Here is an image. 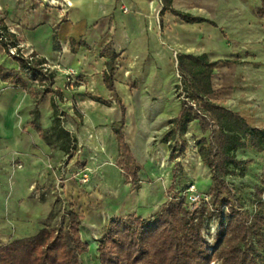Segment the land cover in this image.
Instances as JSON below:
<instances>
[{
  "label": "trees",
  "instance_id": "obj_1",
  "mask_svg": "<svg viewBox=\"0 0 264 264\" xmlns=\"http://www.w3.org/2000/svg\"><path fill=\"white\" fill-rule=\"evenodd\" d=\"M161 2L160 17L170 12L186 23L205 21L202 17L175 10L172 0ZM257 15L264 18V0H261ZM54 40L57 41L56 31ZM0 44L7 54L10 46L18 44L3 18H0ZM79 45L86 46L84 41ZM11 56L19 64V69L0 66V79L31 96L33 108L29 125L47 145L59 146L69 154L74 139L62 125L60 117L63 112L55 99L64 102V98L59 89L53 88L55 73L50 70L42 72L40 68L46 60L34 53L33 59L24 57L20 47ZM100 56L106 65L102 73L103 83L109 91L115 92L113 70L119 55L108 43ZM219 62L210 61L206 54H177L180 75L177 88L182 90L183 100L172 120L174 128L163 138L164 141L175 138L177 129L185 134L188 124L198 121L202 137L196 146L197 153L211 171L208 202H204L200 210L191 211L185 196L176 197L146 218L134 213L113 217L105 234L98 240L100 264H264V174L261 186L256 188L258 201L252 211L236 203L228 182L232 175H244L247 162L237 157L239 150L264 152V128L253 126L240 113L221 108L210 98L216 91L212 75ZM49 93H52V124L49 130H45L39 122V103ZM94 99L109 106L100 98ZM117 99L121 119L112 127L118 143L116 164L125 172L126 183L139 189L138 172L142 166L126 141L123 132L126 107L119 97ZM67 215L65 229L49 228L50 224H45L35 235L0 245V264H81L79 256L88 252V244L82 241L79 233L84 215L73 208ZM53 217L51 214L49 219ZM213 218L217 220L218 228L209 242L204 232Z\"/></svg>",
  "mask_w": 264,
  "mask_h": 264
},
{
  "label": "rangeland",
  "instance_id": "obj_2",
  "mask_svg": "<svg viewBox=\"0 0 264 264\" xmlns=\"http://www.w3.org/2000/svg\"><path fill=\"white\" fill-rule=\"evenodd\" d=\"M44 6L54 9L50 4ZM123 12L127 14L130 11L123 10ZM0 18H3L1 11ZM89 48L90 53L85 49L82 51L86 52V56L95 55L93 46ZM8 56L12 57L11 53L4 58L7 59ZM98 61V57L95 61L92 59L87 61L81 57L78 60V67L66 64L65 68L50 69L58 77V85L64 84L66 90L64 102L58 98L55 100L63 112L60 117L62 125L74 139L69 154L57 147L47 146L36 131L28 126L31 120L29 111L33 107V99L28 93L11 85H4V89L13 91L15 96L19 94L23 96L16 109L17 122L13 135L10 137L0 135V245L17 238L32 236L44 228L45 224H50L49 228L65 229L69 219L67 212L71 208L86 217L87 213L101 205L105 197L116 195L113 189L104 190L99 178L90 169L96 162L98 168L105 171L111 162L98 160L96 152L82 134L85 117L89 116L95 122V127L92 129L93 140L101 144L102 141L97 138L98 134L109 131L113 123L118 122L121 117L115 94L105 91L101 85L99 89L93 88L92 82L96 80L101 69ZM86 65L93 67L92 72L85 68ZM170 65L171 70L167 77L155 76L152 79H145L141 76L134 81H120L122 85L128 87L129 99H134L146 91L148 95L145 96L150 103L159 101L161 83H164L168 91L166 103L170 111L152 119L149 123L139 124L136 122L135 108L129 103L121 88L117 90L122 104L126 107L123 132L128 139L127 119L130 116L134 122L132 125L135 126L132 136L136 140L145 141L147 152L144 159L137 156L142 164L143 184H140L139 189L131 183L127 184L128 190L119 201L118 211L110 214L109 220L115 216L124 217L135 210L139 211L150 199L153 201L152 212L156 213L164 203L173 201L176 197L184 198L186 188L190 184H194L202 194L208 195L211 171L197 153L196 146L202 137L198 121L189 123L185 134H181L177 129L175 138L163 140L164 136L174 128L172 120L178 114L183 100L182 90L177 88L180 85V75L175 65ZM68 68H73L77 74L76 82L71 86L65 82ZM212 85H214L213 80ZM259 85L258 82L244 79L241 75L235 82L215 88L216 91L210 95V98L221 108L252 112L260 107L257 101L251 102L250 99L238 96L236 93L238 89L247 92ZM94 98L106 101L109 106ZM110 108L114 109V113L118 112L112 120L108 117L111 113ZM39 109V122L43 128H48L52 123L50 95L40 100ZM257 121L259 120L253 119L251 123L262 126L263 121L259 123ZM237 157L247 162L244 166V175H232L228 177V182L236 203L252 211L258 201L256 188L261 186L264 174V152L259 153L252 149L239 150ZM164 159L169 162L171 168L168 185L162 178H152L148 169L151 163ZM115 168L122 175L124 174L121 168ZM51 214H54V217L49 219ZM217 228V220L211 219L204 232L209 242L213 240ZM104 234L105 231L102 235ZM101 237L99 236L98 240ZM89 259L87 253L79 256L81 264H87Z\"/></svg>",
  "mask_w": 264,
  "mask_h": 264
},
{
  "label": "crops",
  "instance_id": "obj_3",
  "mask_svg": "<svg viewBox=\"0 0 264 264\" xmlns=\"http://www.w3.org/2000/svg\"><path fill=\"white\" fill-rule=\"evenodd\" d=\"M60 1L63 4H53L50 0H0V11L4 23L8 27V31L15 35L24 57L32 51L37 57L45 59L46 63L44 64H47L50 69L65 68L66 64L78 67V60L81 57L87 61L89 59L95 61L98 57L101 69L100 74L96 76L99 82L97 89L101 85L102 89L115 94L118 98L117 90L120 88L124 95L126 91L129 93L128 87L122 85L120 81H134L140 79L141 76L145 79H152L155 76L167 77L171 70L170 64L177 68L178 53L206 54L210 61H220L212 75V80L214 78L217 80L215 83L213 81L214 89L235 82L241 75L244 79L254 80L260 84L247 92L238 89L236 93L238 96L250 99L251 102L256 100L260 107L252 112L234 111L240 113L250 123L253 119L263 121L262 126L251 124L264 128V18L257 15L261 0H172V7L175 10L205 19L203 22L193 23H186L170 12H166L160 17L163 7L161 0H69L71 5L67 4L68 0ZM45 4L52 5L54 9L46 8ZM123 7L130 12L125 14ZM55 31L57 41L54 40ZM80 41H84L86 46L79 45ZM108 43L112 44L113 49L119 55L114 62L113 70L115 92L109 91L102 80V73L106 70V65L105 59L101 58L100 53ZM90 46H93L95 55L86 56V52L82 49L90 53ZM4 56L7 54L0 44V66L6 69H19V64L12 57L8 56L5 59ZM85 68L90 72L93 70V67L88 65ZM65 82L68 83L67 74ZM4 85L10 84L0 79V117L4 107L12 109L17 98L23 96L20 94L15 96L13 91L5 90ZM53 88L59 89L64 98L66 90L64 84L63 86L58 85L57 76L54 79ZM161 91L162 89L159 91V95H161ZM47 95H50L51 107L52 93ZM145 95L147 96L148 92ZM259 121L257 122L259 123ZM29 122L28 126H30ZM115 123L117 122L113 124ZM15 125L16 123L11 128L12 131ZM50 127L51 125L48 128H42L49 130ZM112 127L113 125L109 131L100 132L98 137L99 135H109L112 138L114 164L110 163L105 152L94 151L98 160L110 163L109 168L104 171L108 176L107 183L111 185L109 189H113L115 193L122 191V197L128 190V183L125 181V172L122 170L124 173L122 175L115 168L118 167L116 164L118 143ZM39 138L43 141L40 136ZM100 140L102 141V139ZM126 141L135 159L139 162L138 155L133 150L130 141L127 138ZM49 147L60 149L59 146ZM140 165L142 166L141 163ZM108 169L116 171L117 178L113 177V171L110 174ZM141 170L138 175L140 184H143ZM121 197L113 206L111 202L115 196L110 197L109 215L118 211ZM143 205L145 207L143 206L140 210L138 209L139 211L135 210L133 213L143 218L155 214L151 209L152 199ZM109 219L100 237L106 231ZM83 230L84 232H82ZM97 230L98 227L92 222H87V218L84 216L79 233L82 241L88 244V252L93 248L100 264ZM88 252L86 253L88 254Z\"/></svg>",
  "mask_w": 264,
  "mask_h": 264
},
{
  "label": "bare ground",
  "instance_id": "obj_4",
  "mask_svg": "<svg viewBox=\"0 0 264 264\" xmlns=\"http://www.w3.org/2000/svg\"><path fill=\"white\" fill-rule=\"evenodd\" d=\"M50 1L53 4H56V3L59 5L63 4L60 0H50ZM67 4L71 5V2L68 0ZM213 81L214 83L217 82L215 78L213 79ZM92 85L94 89L98 88V78H96V80L92 82ZM161 89H162L160 93L161 98L159 99V101H156L155 103H150L147 100L145 96L146 91H143L134 99H129L128 98L129 93L127 91L124 92L129 103L135 108V111L137 113L136 122H139V124H144L145 122L149 123V121H151L152 119H156V117L159 118L165 115L168 111H170L169 105L166 103L168 91L164 83H161ZM21 99H22V96L17 98V100L13 103L12 109H9V107H4L2 116L0 117V134L5 135V136H12L13 131L11 128L17 122L16 109ZM110 111L111 113L109 114L108 117L109 119L112 120L116 115H118V112L115 111L116 113L115 115L114 109L110 108ZM132 124H134L133 119L129 116L127 119V126L129 128L128 139L131 143V146L133 147V150L136 152V154L139 157H142L144 159L146 156V152H147L146 143L143 139L136 140L132 136V132L133 130H135V126ZM94 127H95V122L89 116L85 117V122L82 127V134L84 138L88 141V143L92 146L94 150L99 151V152H105L109 161L113 162L112 157L114 155V142L112 138L109 135L108 136L99 135V137L97 138L102 139V143L99 144L95 142L93 140L94 138H93V132H92V129ZM90 169L96 174L97 178H99L101 185L103 186V189L109 190L111 185L107 183L108 176L103 170L98 168L96 162L92 165ZM148 169H149V175L152 178L154 179L157 177L162 178L166 185L170 183L171 168H170L169 162L166 159L161 160L156 163H151L148 166ZM108 172H110V174L112 172V176L114 174L113 177H116L115 175L117 174V172L114 171L113 169L111 171H109L108 169ZM121 194H122V191L120 193L117 192L112 202L110 201L111 200L110 197H105L104 201H102L101 205L97 209L87 214L86 216L87 222H92L98 227V230L96 232L97 238L100 236L105 225L108 222L109 210H110L111 204L112 206L116 204L118 199L121 197ZM82 232H84V230ZM87 257L90 258L87 264H99L98 259H97V254H95L93 248L91 249L90 252H88Z\"/></svg>",
  "mask_w": 264,
  "mask_h": 264
},
{
  "label": "built area",
  "instance_id": "obj_5",
  "mask_svg": "<svg viewBox=\"0 0 264 264\" xmlns=\"http://www.w3.org/2000/svg\"><path fill=\"white\" fill-rule=\"evenodd\" d=\"M122 9L127 11V8H125V7H123ZM17 47H20L19 44H17L16 46H10L9 52L11 54H15L17 51ZM32 54H33V52L31 51L26 55V57H28L29 59H33ZM40 69L42 72L47 73L48 70H50V67L47 64H43V66ZM66 73H67V82L70 84L75 83L76 79H77V74L74 72L73 68H68ZM185 197L187 200L188 208L191 211L200 210L202 207V204L204 202H208V200H209V196L199 192L194 184H190L186 188Z\"/></svg>",
  "mask_w": 264,
  "mask_h": 264
}]
</instances>
